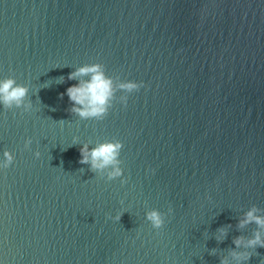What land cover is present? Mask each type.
Masks as SVG:
<instances>
[{
  "label": "water",
  "instance_id": "95a60500",
  "mask_svg": "<svg viewBox=\"0 0 264 264\" xmlns=\"http://www.w3.org/2000/svg\"><path fill=\"white\" fill-rule=\"evenodd\" d=\"M91 63L118 89L103 120L69 111L67 76ZM10 75L33 107L0 104V161L16 154L0 169V264H235L234 237L257 227L239 221L264 215V0H0ZM110 139L124 143L111 181L79 162ZM152 208L172 209L162 230Z\"/></svg>",
  "mask_w": 264,
  "mask_h": 264
},
{
  "label": "clouds",
  "instance_id": "9594fccd",
  "mask_svg": "<svg viewBox=\"0 0 264 264\" xmlns=\"http://www.w3.org/2000/svg\"><path fill=\"white\" fill-rule=\"evenodd\" d=\"M89 77L88 79H80ZM68 80H78V83L67 88L66 94L71 102L69 111L77 115L82 120H103L109 113L116 91L114 80L108 76L104 70V66L100 63L84 64L72 71L67 76ZM65 77L57 78V83H63ZM144 86L143 81L127 80L121 82L119 90L126 93L138 91ZM29 85L17 81L14 75L0 79V104L5 109L22 108L24 111L32 109L33 102L29 97ZM62 96L64 94H61ZM27 100V103L25 101ZM121 101L126 105L128 95L121 98ZM32 138L29 137L24 143L25 148H30ZM124 143L120 139L105 140L90 147L85 143L80 148L81 164L90 165V170L104 176L107 170V179L109 181L120 178L124 174V168L121 166V151ZM4 159L0 161V169H8L15 160L16 154L6 149L3 153ZM37 157L41 155L39 151L35 153ZM153 171H155L153 169ZM127 182V178L121 181ZM260 208L253 205L244 214V218L239 221L238 227L244 228L246 225L255 223L256 229L251 236L239 235L234 237L233 243L235 248L230 249L229 255L235 264H246L257 247H264V215H258ZM172 212L169 208L168 212H163L159 208H152L146 212V219L151 223L152 227L157 230H162L167 222L168 214ZM124 213H119L115 219L120 220ZM230 227V226H228ZM228 227H222L218 230L217 239L222 241L227 237ZM215 252V250H213ZM220 264H231L228 257H224Z\"/></svg>",
  "mask_w": 264,
  "mask_h": 264
}]
</instances>
